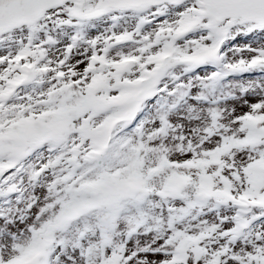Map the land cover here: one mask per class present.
I'll return each mask as SVG.
<instances>
[{
  "label": "snow or ice",
  "instance_id": "6c2138e0",
  "mask_svg": "<svg viewBox=\"0 0 264 264\" xmlns=\"http://www.w3.org/2000/svg\"><path fill=\"white\" fill-rule=\"evenodd\" d=\"M0 264H264V0H0Z\"/></svg>",
  "mask_w": 264,
  "mask_h": 264
}]
</instances>
